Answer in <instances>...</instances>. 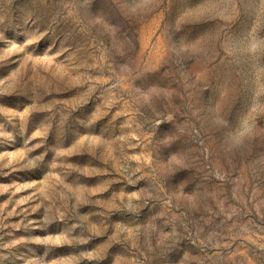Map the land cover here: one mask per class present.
<instances>
[{"label":"rangeland","instance_id":"obj_1","mask_svg":"<svg viewBox=\"0 0 264 264\" xmlns=\"http://www.w3.org/2000/svg\"><path fill=\"white\" fill-rule=\"evenodd\" d=\"M0 264H264V0H0Z\"/></svg>","mask_w":264,"mask_h":264}]
</instances>
